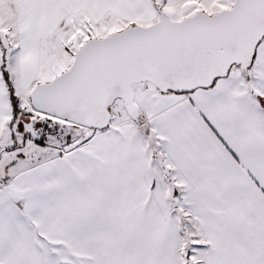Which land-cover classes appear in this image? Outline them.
<instances>
[{
    "label": "snow or ice",
    "instance_id": "snow-or-ice-1",
    "mask_svg": "<svg viewBox=\"0 0 264 264\" xmlns=\"http://www.w3.org/2000/svg\"><path fill=\"white\" fill-rule=\"evenodd\" d=\"M0 264H264V0H0Z\"/></svg>",
    "mask_w": 264,
    "mask_h": 264
}]
</instances>
